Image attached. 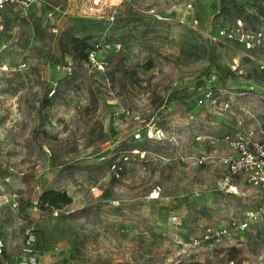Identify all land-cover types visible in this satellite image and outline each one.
<instances>
[{"label": "rangeland", "instance_id": "rangeland-1", "mask_svg": "<svg viewBox=\"0 0 264 264\" xmlns=\"http://www.w3.org/2000/svg\"><path fill=\"white\" fill-rule=\"evenodd\" d=\"M238 20L264 31V0H42L5 11L0 234L12 258L33 235L35 264H264V215L249 218L261 196L241 177L225 182L229 149L211 141L264 133V47L211 39ZM73 37L121 49L102 52L97 71L70 53ZM210 84L214 101L199 104ZM49 190L73 202L40 211ZM207 228L227 235L206 241Z\"/></svg>", "mask_w": 264, "mask_h": 264}, {"label": "built area", "instance_id": "built-area-1", "mask_svg": "<svg viewBox=\"0 0 264 264\" xmlns=\"http://www.w3.org/2000/svg\"><path fill=\"white\" fill-rule=\"evenodd\" d=\"M42 0H0V28L4 20L5 11L9 7H14L22 13L28 12L34 5ZM58 8H54L49 13V17H53L58 12ZM213 41L216 40H237L244 46L247 51L259 50L264 46V31L263 30H246L241 20L237 21V24L233 28H220L217 30L215 36L211 37ZM121 49L120 44L94 46L89 52L87 61L97 71L104 69V60L100 57L102 52L119 51ZM264 69V66H261ZM235 70L239 73H243L241 69L235 66ZM216 89L214 85H208L205 88L203 98L198 103L203 104L206 100L215 99ZM228 104H225V108H228ZM129 115V113H127ZM193 115L191 118L193 119ZM136 121L143 122L139 117L135 118ZM202 137H197L198 141H201ZM213 144H221L226 146L230 151L228 155H223L221 158L222 164L226 167L227 174L224 178L225 182L230 184V181L234 177H241L245 180L246 184L255 189L261 196V203L259 207L249 214V218L257 219L264 215V133L258 138L253 133H236V134H224L219 137H211ZM201 148V146H200ZM128 158L125 157L126 161ZM206 156L202 155L199 159V163L203 164L206 161ZM121 168L113 164L112 171L117 177L120 175ZM231 185V184H230ZM158 197V193L156 196ZM245 222L242 227H247ZM227 235V230L215 231L211 228H207L205 232V240H213L219 243L222 238ZM35 243V237L28 235L23 243L21 253L12 258L9 252V245L6 239L0 234V264H35V256H33L32 246Z\"/></svg>", "mask_w": 264, "mask_h": 264}, {"label": "trees", "instance_id": "trees-1", "mask_svg": "<svg viewBox=\"0 0 264 264\" xmlns=\"http://www.w3.org/2000/svg\"><path fill=\"white\" fill-rule=\"evenodd\" d=\"M217 33V32H216ZM260 47L259 49L263 48ZM91 46L86 39H80L73 37L70 40L69 51L71 54H75L81 59L87 60L88 52L91 50ZM256 50H253V52ZM73 202V199L65 191L49 190L43 192L38 200L37 207L40 211H59L69 206Z\"/></svg>", "mask_w": 264, "mask_h": 264}, {"label": "crops", "instance_id": "crops-1", "mask_svg": "<svg viewBox=\"0 0 264 264\" xmlns=\"http://www.w3.org/2000/svg\"><path fill=\"white\" fill-rule=\"evenodd\" d=\"M230 151V150H229Z\"/></svg>", "mask_w": 264, "mask_h": 264}]
</instances>
